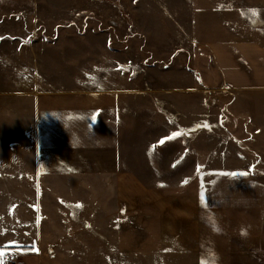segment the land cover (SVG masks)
Returning <instances> with one entry per match:
<instances>
[{
	"label": "rangeland",
	"instance_id": "obj_1",
	"mask_svg": "<svg viewBox=\"0 0 264 264\" xmlns=\"http://www.w3.org/2000/svg\"><path fill=\"white\" fill-rule=\"evenodd\" d=\"M239 8L252 28L263 29L253 34L264 42V0H0L6 264H254V250L224 246L253 244L255 233H223L264 225L254 199L230 203L221 198L227 187L204 181L210 209L203 203V226L220 233L203 234L200 254H181L158 244L155 211L117 212L110 183H96L100 172L129 171L166 193L197 194L209 155L185 136L183 119L229 114L230 95L218 96L212 57L191 39L242 31ZM54 34L58 42L36 49L38 67L48 70L38 69L40 78L50 81L36 100L34 74L17 70L35 69L34 40ZM60 79L64 86H51ZM204 124L197 132L214 134ZM100 189L107 190L102 198Z\"/></svg>",
	"mask_w": 264,
	"mask_h": 264
},
{
	"label": "crops",
	"instance_id": "obj_2",
	"mask_svg": "<svg viewBox=\"0 0 264 264\" xmlns=\"http://www.w3.org/2000/svg\"><path fill=\"white\" fill-rule=\"evenodd\" d=\"M236 15L244 23L242 31L232 32L225 28L220 36L215 38L200 39L195 38L194 35L191 39L193 43L196 40L197 44L204 47L212 57V66L218 70L221 79L219 92L224 91L230 95L229 114H190L183 119L185 122L183 128L187 130L185 136L192 144L201 149L205 148L203 151L209 155L203 169L205 171H202L200 175V188L197 194L166 193L162 189L146 186L129 171L100 172L98 173L100 176L96 179L97 185L103 186L107 182L110 183V195L115 198L117 212L136 213L141 207L155 211L158 221V244L181 254H200L204 249L203 234L220 233L216 229L213 231L209 226L206 232L203 226V203L206 210L210 209L208 207L210 190L202 186L204 181L211 187H227L221 193V198L230 203L233 201L239 203L246 198V202L254 199L252 201L255 208L260 211L258 218H264V42L253 34L258 29L249 25L240 8ZM56 35L58 34H54L53 38L49 39L51 41L45 39L48 36L37 37L34 40V43H37L31 47L34 53L32 57L36 58L35 69L23 70L21 67L17 70L19 74H22L21 71L34 74L36 92L47 89L50 82L40 78L41 72L38 69L48 70L46 66L38 67L40 57L36 49L52 46L55 41L58 42L60 36L56 37ZM20 46L22 47L23 44L21 43ZM194 74L196 76L195 71ZM56 83H52L51 86H64L62 79L57 85ZM204 87L206 90L210 89L206 82ZM21 88L23 87L20 86L19 91L23 90ZM58 91L60 94L66 93L61 89ZM16 93L21 96V92ZM43 94L47 93L37 92L35 99L37 100V97ZM254 96L255 99H253ZM221 122L230 123L228 127H224ZM203 123L210 127L214 134H211V131L197 132L196 127ZM163 138H166L165 135ZM116 164L117 162L114 161L109 166L116 168ZM247 184L255 188L254 192L244 189L248 187ZM97 194L102 198L107 194V190L100 189ZM260 223H262L261 220ZM234 232H238L239 236L243 235L244 238L254 232L256 241L253 244L230 241L224 248L238 245L237 248L245 251L254 250V264H264V225L260 224L253 228L238 227L237 231L232 227L228 231L226 228L223 229V233ZM211 246L214 249V243ZM206 249H209V243ZM240 259L247 258L240 256ZM243 263L245 262H241Z\"/></svg>",
	"mask_w": 264,
	"mask_h": 264
},
{
	"label": "trees",
	"instance_id": "obj_3",
	"mask_svg": "<svg viewBox=\"0 0 264 264\" xmlns=\"http://www.w3.org/2000/svg\"><path fill=\"white\" fill-rule=\"evenodd\" d=\"M196 78L200 81V83H203V81L200 79L199 73L197 71H196ZM225 95H227V93H224V91L218 92V96L220 98H223ZM229 99H230V97H229ZM22 248H24V247H22ZM2 249L3 248H1V250ZM24 249H26V248H24ZM0 264H6V262L3 260V257H1V256H0Z\"/></svg>",
	"mask_w": 264,
	"mask_h": 264
},
{
	"label": "built area",
	"instance_id": "obj_4",
	"mask_svg": "<svg viewBox=\"0 0 264 264\" xmlns=\"http://www.w3.org/2000/svg\"><path fill=\"white\" fill-rule=\"evenodd\" d=\"M136 72H137V70H136ZM136 72H134V73H136ZM140 72H141V70H140ZM157 104L162 107V102L161 101L157 100ZM14 261H15V259H14Z\"/></svg>",
	"mask_w": 264,
	"mask_h": 264
},
{
	"label": "snow or ice",
	"instance_id": "obj_5",
	"mask_svg": "<svg viewBox=\"0 0 264 264\" xmlns=\"http://www.w3.org/2000/svg\"><path fill=\"white\" fill-rule=\"evenodd\" d=\"M161 143H163V141H161Z\"/></svg>",
	"mask_w": 264,
	"mask_h": 264
}]
</instances>
